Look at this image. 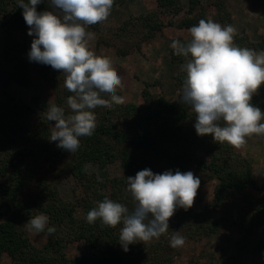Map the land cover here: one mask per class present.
Segmentation results:
<instances>
[{
	"label": "trees",
	"instance_id": "1",
	"mask_svg": "<svg viewBox=\"0 0 264 264\" xmlns=\"http://www.w3.org/2000/svg\"><path fill=\"white\" fill-rule=\"evenodd\" d=\"M188 4L191 13L178 17L183 11L180 0H156V11L131 17L117 28L114 36L121 38L126 32L131 41L128 46L139 50L142 43L166 27L188 30L201 19L207 20L198 0H189ZM210 4L221 22H231L225 0H211ZM48 9V0L37 5L38 12ZM22 13L17 0H0V28L4 31L0 85L6 88L11 81L26 84L31 73H35L51 87L54 98L47 102L35 97L31 104H24L7 95V101L0 103V263L7 256L9 264H171L180 250L170 247L173 231H179L191 242L235 236V247L241 253L253 257L264 254V181H255L250 160L238 149L215 142L212 135H197L195 114L178 102L185 71L173 76L177 94L172 100L163 95L153 98L146 85L142 91L143 106L122 103L95 108L97 127L93 135L80 137L79 149L71 153L49 141L53 122L44 113L48 105L56 104L64 108L66 115L70 114L66 101L73 94L64 87V74L30 61L32 41L16 37L29 28ZM167 14L173 20L165 23L161 17ZM87 30L100 37L96 44L99 46L103 42L98 34L99 23ZM175 40L189 41L180 37ZM235 40L242 48L264 47L244 35H237ZM120 53L128 55L127 51ZM169 57L172 62H185L172 48ZM251 103L264 112V85ZM115 162L119 163L118 174L108 169ZM144 169L154 174L192 171L200 178V187L211 181L216 184L208 203L187 211L177 208L165 234L145 244H130L125 252L119 242L122 225L102 227L99 220L89 224L86 215L105 197L131 211L135 202L126 191L127 178ZM55 171L60 178L73 182L75 202L61 198L49 177ZM40 213L49 217L48 227L54 226L56 231L48 235L46 228L41 233L46 241L36 246L21 222ZM77 242L84 243L88 253L69 257L66 248Z\"/></svg>",
	"mask_w": 264,
	"mask_h": 264
},
{
	"label": "clouds",
	"instance_id": "2",
	"mask_svg": "<svg viewBox=\"0 0 264 264\" xmlns=\"http://www.w3.org/2000/svg\"><path fill=\"white\" fill-rule=\"evenodd\" d=\"M42 0H17L23 18L34 36L30 61L49 65L64 74L70 114L56 104L48 105L44 116L53 122L49 141L75 153L80 137L92 136L97 125L94 109L122 104L118 96L121 77L109 57L97 55L89 47L94 33L88 27L105 21L114 0H48L49 9L38 12ZM190 40H173L174 54L185 58L186 79L178 92V102L195 114L194 128L199 136L212 135L215 142L240 149L253 136L264 138V112L251 101L264 85V50L234 44L236 29L211 19H201L188 29ZM106 95L108 98H103ZM99 180L100 177H97ZM201 180L192 171L176 170L154 174L150 169L127 178V189L135 202L130 211L122 203L105 197L86 215V221H100L102 227L122 225L119 242L128 245L159 239L169 229V219L177 208L190 209ZM49 217L40 213L24 225L39 234L55 233ZM170 247L185 244V237L173 231Z\"/></svg>",
	"mask_w": 264,
	"mask_h": 264
},
{
	"label": "rangeland",
	"instance_id": "3",
	"mask_svg": "<svg viewBox=\"0 0 264 264\" xmlns=\"http://www.w3.org/2000/svg\"><path fill=\"white\" fill-rule=\"evenodd\" d=\"M205 9L207 19H211L221 25H232L236 29L234 44L238 46L236 36H247L249 41L259 45L264 44V0H225L226 7L231 16V22L224 24L220 21L217 13L211 7V0H198ZM189 0H180L183 8L178 17H184L191 13ZM156 11V0H118L111 10L109 17L99 23V35L102 41L97 46L96 37L89 41V47L97 55L107 56L111 59L113 67L121 77L122 84L118 87L119 96L123 97V103H134L143 106L144 100L142 91L147 85V89L153 98L163 95L166 99L172 100L176 97L177 88L175 87L173 76L184 71L182 66L185 63L172 62L169 57L171 43L177 38L190 40V33L186 29L166 27L149 41L141 44L139 50L131 45L126 32L121 38L114 36L115 31L131 17L140 16ZM163 22L168 23L173 18L170 15L161 17ZM29 28L20 32L21 37L28 41H33L34 36L28 35ZM120 34V33H119ZM4 31L0 28V48ZM122 49V50H120ZM262 51L264 47L257 48ZM127 51L128 55L123 56L120 52ZM3 92H6L4 94ZM7 95L20 100L24 104H31L35 97L50 102L54 98V91L35 73H31L30 82L19 84L14 81L8 83L6 88L0 85V103L7 101ZM53 128V127H52ZM58 143V142H56ZM241 155L250 160L253 168V176L257 183L264 181V140L250 138L242 148L238 149ZM112 174L119 173V163L115 162L108 167ZM50 179L58 188L61 198L75 202L76 194L73 191V182L69 178H60L58 171L50 174ZM215 181H211L198 188L194 204L190 209H195L208 203L212 199V192ZM80 215L78 211V216ZM30 218L21 222L22 229L36 245L41 246L46 237L41 233L36 234L28 231L25 224ZM235 236L231 237H211L198 242L185 240V244L180 247L179 255L171 264H264V254L250 256L241 253L235 247ZM145 244L146 242H137ZM88 247L77 242L70 244L66 248L69 257L87 254ZM0 264H9V259L4 256Z\"/></svg>",
	"mask_w": 264,
	"mask_h": 264
}]
</instances>
